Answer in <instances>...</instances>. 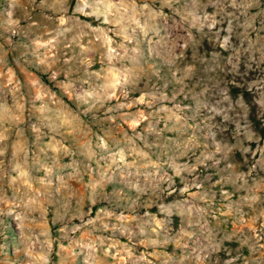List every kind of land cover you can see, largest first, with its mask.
<instances>
[{"label": "clouds", "instance_id": "1", "mask_svg": "<svg viewBox=\"0 0 264 264\" xmlns=\"http://www.w3.org/2000/svg\"><path fill=\"white\" fill-rule=\"evenodd\" d=\"M0 264H264V0H0Z\"/></svg>", "mask_w": 264, "mask_h": 264}]
</instances>
